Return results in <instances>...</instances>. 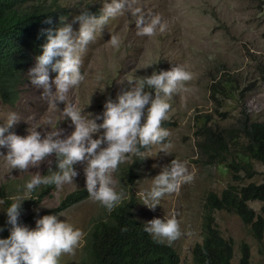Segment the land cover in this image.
I'll use <instances>...</instances> for the list:
<instances>
[{
	"label": "rangeland",
	"instance_id": "374dc122",
	"mask_svg": "<svg viewBox=\"0 0 264 264\" xmlns=\"http://www.w3.org/2000/svg\"><path fill=\"white\" fill-rule=\"evenodd\" d=\"M31 6L42 7L59 20L60 26L71 23L73 29L78 30L79 22H74V17L85 9L98 14L102 2L36 0ZM136 6L146 16L159 14L167 23L165 31L153 36L138 35L134 17L130 14L111 18L83 54L81 71L85 73V80L69 90L65 103L83 109L82 114L92 113L94 117L102 113L108 97L115 99L121 89L127 90L129 75H151L153 70H169L176 64L192 73V79L185 82V87L168 98L171 105L168 119L161 122V126L170 132L167 138L171 142L167 149L169 154L165 155L155 145L150 146L145 158L133 156L118 165L111 175L114 188L125 193L122 202L134 204V214L139 221L144 223L154 217L176 215L182 235L171 242L163 241L177 251L180 264H194V248L204 240L203 218L208 196L221 195L230 185L239 188L264 182V165L260 162L251 161V172L240 170L233 174V169L226 164L207 162L199 149V143L204 141L201 136L203 125L225 134L238 127L240 119L245 116L255 122H264V0H137ZM111 34H119V48L106 43ZM51 78L54 73L50 72ZM228 81L233 84L230 95L225 87ZM217 82H221L222 87L220 93L214 95L212 86ZM41 92L42 89L30 83L27 72L19 99L14 104L0 101V123L7 112L15 111L21 120L10 131L17 135H27L29 128L43 132L54 127L63 130L62 138L70 135L74 125L61 112L64 103L59 102L57 108H53L46 98L41 97ZM152 94L155 95L154 91ZM241 142H245L243 138ZM0 152L6 153V149H0ZM236 152L237 147L230 145L232 159L239 162ZM174 158L187 162L193 179L181 184L178 192L166 194L155 210H150L142 204L139 193L148 189L151 178L158 174L160 167ZM47 159L53 161L51 167L55 171L54 155L26 171L10 169L0 158V200L4 201L0 204V221L6 216L3 210L10 201L9 197L23 191V185L32 173L47 174ZM85 166L86 162H77L73 166L78 175L72 183H66L60 189L53 185L43 198L40 194L47 185H41L22 202L18 220L29 228L35 227L36 219L43 215L60 214V220L66 219L82 230L78 246L72 253H63L59 264H84L86 237L90 229L112 211L89 196L59 210L61 202L70 193L86 190ZM249 205L261 213L264 202L252 201ZM214 216L222 236L233 243L232 264H240L244 247L249 250L250 264H264V236L256 238L251 227L235 213L220 210L215 211Z\"/></svg>",
	"mask_w": 264,
	"mask_h": 264
},
{
	"label": "clouds",
	"instance_id": "9594fccd",
	"mask_svg": "<svg viewBox=\"0 0 264 264\" xmlns=\"http://www.w3.org/2000/svg\"><path fill=\"white\" fill-rule=\"evenodd\" d=\"M101 2L98 14L85 9L74 17V22H79L78 30H74L71 23L42 29L46 33V43L40 46L42 51L28 70L30 83L42 89L41 97L46 98L49 105L57 108L59 102L64 103L61 112L71 119L74 131L63 138V130L57 127L43 132L29 128L27 135H17L10 131L21 120L15 111L7 112L0 123V149H6V153L0 152V158L10 169L26 171L38 167L53 155L56 168L53 171V161L47 159V174L32 173L25 181L23 191L9 197L10 203L3 210L6 222L0 226V232L10 226V234L0 238V264H59L60 256L72 253L81 241L82 230L66 219L60 220V214L43 215L36 219L33 228L18 223L22 202L39 186L55 185L60 189L64 184L72 183L78 175L73 166L77 162H86L83 171L89 197L111 211L125 198L124 191H117L113 186L115 181L111 174L118 165L133 156L145 158L146 150L153 145L165 155L169 154L167 149L171 142L167 138L170 132L161 126V122L168 119L171 108L168 98L192 79V73L181 65L176 64L169 70H153L151 75L142 77L129 75L127 90L121 89L115 99L108 97L102 113L94 117L92 113L82 114L83 109L65 103L69 90L85 80V73L81 71L83 54L111 18L130 14L134 17L137 34L144 36H153L167 27L159 14L146 16L136 6L137 0ZM45 23L50 24L51 19ZM106 43L119 48L121 38L119 34H111ZM50 72L56 74L54 78L50 79ZM98 120L102 122L97 123ZM93 134H96L95 138ZM192 179L187 162L174 158L161 166L158 174L151 178L150 187L139 193L142 204L154 211L162 197L178 192L181 184ZM3 203L0 200V204ZM143 230L157 243L171 242L182 235L175 214L154 217L144 222Z\"/></svg>",
	"mask_w": 264,
	"mask_h": 264
},
{
	"label": "trees",
	"instance_id": "16d2710c",
	"mask_svg": "<svg viewBox=\"0 0 264 264\" xmlns=\"http://www.w3.org/2000/svg\"><path fill=\"white\" fill-rule=\"evenodd\" d=\"M36 0H0V101L14 104L20 97L29 67L46 43L42 29L60 27L59 20L46 13L40 6H31ZM51 19V23H45ZM56 74L54 73V76ZM233 84L225 82L228 94ZM221 82L212 86V93H220ZM228 95V96H229ZM229 98V97H228ZM199 143L200 153L210 164H226L232 173L252 171V162L264 165V122L252 121L248 116L240 119L238 127L225 134L213 131L203 125ZM245 142H241V139ZM230 145L237 147L234 161L229 153ZM242 165V166H240ZM53 185H47L40 194L43 198ZM87 190L70 193L60 204L64 210L88 198ZM252 201L264 202V182L250 183L239 188L230 185L221 195L210 194L205 205L203 218L204 240L193 251L194 264H232L233 243L219 231L215 211L235 213L249 227L258 239L264 236V206L257 213L249 205ZM10 201L6 202V207ZM6 216L0 221L4 226ZM18 223H21L18 220ZM143 222L136 219L134 204L124 201L112 209L107 218L93 224L86 237L84 264H180V256L170 244L157 243L144 232ZM10 226L0 232V238H7ZM124 229V230H122ZM240 264H250L247 247L242 250Z\"/></svg>",
	"mask_w": 264,
	"mask_h": 264
}]
</instances>
